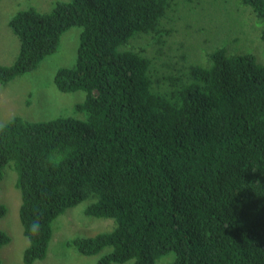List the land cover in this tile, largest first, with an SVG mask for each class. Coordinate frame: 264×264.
<instances>
[{"label":"trees","instance_id":"16d2710c","mask_svg":"<svg viewBox=\"0 0 264 264\" xmlns=\"http://www.w3.org/2000/svg\"><path fill=\"white\" fill-rule=\"evenodd\" d=\"M179 2L193 0L57 1L50 12L30 7L11 18L20 52L0 65V83L36 69L80 27L77 62L54 84L84 90L77 107L88 114L15 115L0 132V181L10 164L29 240L22 264L43 259L54 220L94 196L85 212L115 227L73 244L83 255L111 247L97 264H156L170 254L167 264H264V62L229 51L231 37L228 46L225 38L198 46L196 63L176 41L181 59L158 67L147 48L153 35L162 46L167 38L158 37L179 31ZM241 3L264 18V0ZM54 151L66 157L59 167L46 161ZM6 212L0 203V219ZM34 219L38 236L28 231ZM9 241L0 229V249Z\"/></svg>","mask_w":264,"mask_h":264},{"label":"rangeland","instance_id":"374dc122","mask_svg":"<svg viewBox=\"0 0 264 264\" xmlns=\"http://www.w3.org/2000/svg\"><path fill=\"white\" fill-rule=\"evenodd\" d=\"M57 1L69 0H0V65L13 64L20 52L19 38L9 24L11 18L18 11L30 7L50 12ZM174 11L184 16L174 24L179 31L158 37L167 38L166 44L162 46L155 44L158 41L153 35L154 45L147 48V53L155 57L158 67L161 60L169 57L181 59L179 43L175 44L176 41H183L186 47H190L192 63H196L201 57L197 52L205 51V48L199 50L198 46L203 47L208 43V46L213 47L212 44L224 38L221 45L228 46L227 40L231 37L236 42L231 44L229 51L252 54L258 62H264V40L260 35L264 18H258L251 10L245 12L241 0L179 2ZM80 33L81 28L73 26L62 35L58 50L46 56L36 69L16 76L6 84L0 83V124H6L15 115L29 121H46L58 116L87 120V112L77 107L84 101L85 91L62 92L54 84V76L60 68L76 64ZM138 41L133 40L134 43ZM149 43L152 44L147 42V45ZM138 45L146 50V44ZM157 47L162 49L154 50ZM16 179L15 169L10 164L6 165L0 181V203L6 206L7 212L0 219V229L9 235L10 241L0 249L1 264H22L24 250L29 245L19 217L21 194L15 185ZM96 199L95 196L90 197L68 207L54 220L47 254L32 264H97L100 257L111 250V247H106L97 254L83 255L73 244L76 238L94 237L114 229L112 218L97 217L85 212L87 206ZM173 257V254L163 256L156 264L170 263Z\"/></svg>","mask_w":264,"mask_h":264},{"label":"clouds","instance_id":"9594fccd","mask_svg":"<svg viewBox=\"0 0 264 264\" xmlns=\"http://www.w3.org/2000/svg\"><path fill=\"white\" fill-rule=\"evenodd\" d=\"M6 129H7L6 124H0V132H4L6 131ZM65 158L66 157L63 151H59V152L54 151L48 154V156L46 157V161L48 166L59 167L63 163ZM28 231L31 233L32 236H38L41 231L40 221L38 219H34L29 225Z\"/></svg>","mask_w":264,"mask_h":264},{"label":"bare ground","instance_id":"6f19581e","mask_svg":"<svg viewBox=\"0 0 264 264\" xmlns=\"http://www.w3.org/2000/svg\"><path fill=\"white\" fill-rule=\"evenodd\" d=\"M19 76H21V75H19Z\"/></svg>","mask_w":264,"mask_h":264}]
</instances>
